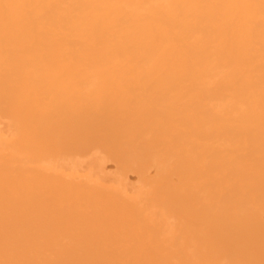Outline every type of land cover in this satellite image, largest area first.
<instances>
[{
	"label": "bare ground",
	"instance_id": "1",
	"mask_svg": "<svg viewBox=\"0 0 264 264\" xmlns=\"http://www.w3.org/2000/svg\"><path fill=\"white\" fill-rule=\"evenodd\" d=\"M0 264H264V0H0Z\"/></svg>",
	"mask_w": 264,
	"mask_h": 264
}]
</instances>
